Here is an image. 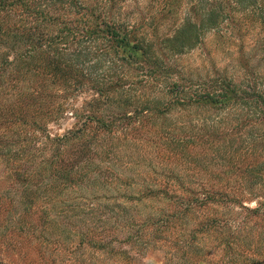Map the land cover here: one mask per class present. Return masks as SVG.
Returning <instances> with one entry per match:
<instances>
[{
  "label": "rangeland",
  "instance_id": "obj_1",
  "mask_svg": "<svg viewBox=\"0 0 264 264\" xmlns=\"http://www.w3.org/2000/svg\"><path fill=\"white\" fill-rule=\"evenodd\" d=\"M201 1L79 0L143 42L148 64L113 67L116 56L104 53L83 63L71 94L56 86L40 101L31 85L46 80L43 62L18 64L11 52L34 20L14 6L0 42L11 63L0 57V264H264V103L255 100L264 96V0L246 10L208 0L219 14L212 26ZM43 2L53 20L41 36L74 25L103 36L105 23L77 5ZM187 22L205 25L195 47L166 50ZM83 39L81 57L105 47ZM54 42L51 51L63 44ZM221 82L235 100L206 102ZM89 115L111 129L55 140ZM185 188L202 195L189 203Z\"/></svg>",
  "mask_w": 264,
  "mask_h": 264
},
{
  "label": "trees",
  "instance_id": "obj_2",
  "mask_svg": "<svg viewBox=\"0 0 264 264\" xmlns=\"http://www.w3.org/2000/svg\"><path fill=\"white\" fill-rule=\"evenodd\" d=\"M66 1L71 3L73 6L77 5V8L79 7L78 12L79 14H82V17L89 16L93 19V22H98L99 24L100 22L105 23L101 18H99L98 16H96V14L93 13V9H81V7L78 6L79 0H52L51 8H56L60 4H62L63 6L61 7V10H66L64 7ZM255 1L256 0H254V2ZM207 2L208 0H205V2H200L199 12L202 15V18L206 21L204 23H207L208 26H212L217 23V20L219 19L218 8H216L215 6L209 8ZM251 2L252 0L250 2H248V0H236L235 4H237L241 10H246L251 6ZM40 3L42 4L41 6H39ZM43 3V0H0V13H3V15L0 16V42H3V40L1 39L2 35L8 32L6 31L8 29L6 28L5 22H7V17H9V15H11L12 10H14V6H18L20 7V9L23 10L24 16L27 20H34V26L30 27V31L25 29V31L23 32L25 34L23 36L27 37H24L26 41L22 43V49H19L18 51L11 50V52L12 54H14V61H19L18 64H22V61L26 59H31L33 60V62L38 60L43 62L45 70L44 72L47 74L46 80L43 81L41 84L39 81L32 82L31 85V92L33 93L32 95H36V99H38L39 101L42 100L44 97H52L54 93V88L56 86L65 88L63 94H65L66 96L71 94L70 92L72 91L67 88H70L68 87L69 85H76L79 82V80L77 79L78 72L80 71L84 74L85 70L83 63L90 62L91 59L97 61L100 58L99 56L102 54L104 55V53L109 55L110 57H112L113 54L114 56H116L115 61L113 60V57L111 59V64L113 65V67H118V62L123 61L124 59L128 60V63H137L141 61L145 64H148L146 54L147 48L145 47L144 43L136 40V37H134L128 30H126V28L120 27V25H118L117 23H105L106 27L103 30V36L98 35L100 38L106 41L104 43L105 47L95 50V53L94 51H89L87 52V54H85V56L83 55L82 57L81 53L78 52V47L84 40L83 38L85 37V35L89 37L92 36V38L94 39H99V37H96L95 34H93L94 32H97V29L92 30L89 26V29H87L86 33H84L83 31L77 33V30L74 29L77 27L76 25H74L73 27L64 26L65 30L58 33L57 38L53 37L48 39L44 36H41L43 35L41 33L42 31H40L42 26H44L49 19L53 20L50 16H48V14L50 13V8H47V4ZM50 20L48 22H51ZM77 20L81 21V18ZM77 20H74L72 22L78 23L79 21ZM204 23L201 26H197L192 22L184 23L185 25L183 24L179 29H177L171 37L165 38V40L163 41V44H165L164 47L166 48V50H171L172 52H180L185 48L195 47L196 43L199 40L198 31L202 26H205ZM8 28L10 30V27ZM53 42L63 43L61 44L62 49L59 48L51 51L50 46H52ZM5 48L10 47L7 45V47ZM0 57L4 58L5 64L11 65L9 61L10 56H8L7 54H4L2 56L0 53ZM80 57L81 60L79 59ZM95 58H97V60ZM0 64L1 77L2 72L4 73V69L6 68V66H4L2 62ZM90 65H92V67L94 66L93 63H89V66ZM122 67L120 66V68ZM90 70H92L91 67ZM124 72L125 71H122V75L124 74ZM172 86L173 87L170 88L176 87L175 85ZM220 86L227 88L223 91L215 93V98L208 97V99L205 100L206 102L214 105V102H218L220 104H227L230 99L233 101L235 100V97L232 95L234 91L229 89L231 88L229 83L221 82ZM97 90L99 91H96V93H98L99 95L106 94L105 90ZM255 94V100L264 103V96L258 95L260 93L257 92H255ZM227 97H229V100L224 101ZM86 119L87 121H84L83 124H81V128H79L80 126L75 127L73 131H69L68 133L64 134L63 137H61L60 139L55 140H59V142H62L68 139V137L70 136L80 138L88 129L96 128V132H99L100 130L106 131V128L111 129V125H109L110 122L104 120V118L102 117L89 115ZM92 122L97 123V125L91 127L90 124H93ZM48 138L49 141H55L51 137ZM58 154L60 155L61 151H59ZM54 160H57L56 154L55 159H52L51 162H55ZM183 190L187 192V200L189 201V203H191L193 199H197L199 196L202 195L201 193H197L192 188H185ZM146 193L150 195L153 192L152 190H148V192ZM204 194L205 199H207V196L210 193L208 191H205ZM163 195L167 196L168 198H172V195L168 194L167 191H163ZM250 212L257 213L259 212V210H257L256 208L250 210Z\"/></svg>",
  "mask_w": 264,
  "mask_h": 264
}]
</instances>
